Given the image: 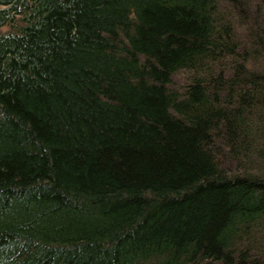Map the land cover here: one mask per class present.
I'll return each mask as SVG.
<instances>
[{"label":"trees","instance_id":"trees-1","mask_svg":"<svg viewBox=\"0 0 264 264\" xmlns=\"http://www.w3.org/2000/svg\"><path fill=\"white\" fill-rule=\"evenodd\" d=\"M0 264H264V0H0Z\"/></svg>","mask_w":264,"mask_h":264}]
</instances>
